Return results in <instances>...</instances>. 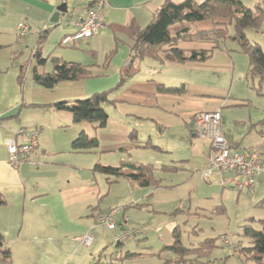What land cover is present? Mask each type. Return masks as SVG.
I'll return each mask as SVG.
<instances>
[{"label": "crops", "instance_id": "1", "mask_svg": "<svg viewBox=\"0 0 264 264\" xmlns=\"http://www.w3.org/2000/svg\"><path fill=\"white\" fill-rule=\"evenodd\" d=\"M90 1L0 0V193L5 199V204L0 205V233L10 251L11 264H123L125 260L137 258H121L126 251L144 253L140 250H124V243L129 239L138 242L142 234L136 225L130 228L128 222L131 215L140 213L151 219V214L163 213L154 209L147 200L156 188L108 177L93 170L95 164L138 162L140 160L135 158V153L143 148L160 150L149 140L143 142L144 136L140 137L136 130V118H144L136 113L146 111L144 107L162 105V108L170 109L183 101L185 105L193 107L183 117L186 124H192L188 142L194 151L203 152L205 158L208 142L193 136L190 131L195 114L219 110L222 131L227 141L231 142L223 126L225 118L220 104L217 103L250 107L253 111H249L246 119L234 121L246 125V130L241 133L236 145L229 143L235 149L256 150L264 157V139L257 132L259 127L254 125L264 117V76L260 95L247 83V58L241 57L245 56L243 53L215 49L203 61L177 62L162 57H143L131 61L136 31L149 21L152 12L163 0H104L103 25L98 33L75 38L71 44H63L62 38L75 32L70 21L84 17L93 5ZM194 1L200 3L204 0ZM243 1L249 6L258 3L264 8V0ZM61 3H66V11H60L58 20L52 22L57 7L64 9ZM19 22H24L28 27L24 36L18 34ZM62 23L66 24V32L57 44L69 50L55 53L54 49L48 54L66 61L93 65V71L100 76L62 81L52 89H47L31 78L34 65L29 63V81L27 67L24 77L19 79L21 66L29 59V54L25 56V52L35 47L38 33L45 27L50 30L60 28ZM48 35L49 32L42 48ZM247 37L257 41L264 51V30L260 33L247 31ZM32 44L33 47L29 49ZM179 46L196 50L210 48L211 44L189 41L181 42ZM110 50H114V54L109 62H105ZM47 62L38 65L37 69L49 71L46 69ZM173 70H179V73L172 76L170 72ZM125 73V82L116 86L119 76ZM216 75L230 77L228 89L213 84L212 76ZM234 83L237 84L236 89ZM104 90L109 91V101L104 103H109L119 112L116 118L110 116L102 105L107 113V121L103 128L96 130L88 122H73L66 110L50 105L56 101L71 104ZM221 95H224L221 102L213 99ZM45 104L49 105L43 106ZM30 128L39 131L37 145L30 153L29 162L15 166L8 161L6 142L14 139L18 144L22 143L23 131ZM81 132L93 135L97 139V147L73 149L72 142ZM154 161L157 167L166 165L159 164V157ZM178 166L181 168L180 164ZM210 178L203 181H210ZM245 191L253 195L261 192L260 200L264 198V173L257 175L251 190ZM112 207L120 208L114 229L95 221L96 213ZM135 229L137 231L124 241H116V236L123 231ZM85 233L91 234L93 238L88 246L80 242ZM168 239L169 242L163 246L172 243L173 235ZM162 247L159 252L149 256H160L164 251L170 252L172 257V252Z\"/></svg>", "mask_w": 264, "mask_h": 264}, {"label": "trees", "instance_id": "2", "mask_svg": "<svg viewBox=\"0 0 264 264\" xmlns=\"http://www.w3.org/2000/svg\"><path fill=\"white\" fill-rule=\"evenodd\" d=\"M95 0H91V5ZM89 2V3H90ZM50 28L45 27L38 33L35 47L30 51L29 57L35 59L32 67L31 78L47 89H52L62 81L80 80L100 76L93 71V65L79 61H66L59 56L42 55V45ZM264 30V8L258 3L254 6L247 5L243 0H204L200 3L194 0H163L152 12L149 21L135 33L131 49V61L143 57H152L177 62L203 61L209 58L215 49H224L227 52L243 53L247 56V69L245 78L250 88L256 93L261 92V81L264 76V51L257 41L247 37V31L255 33ZM198 41L211 44L210 48L186 50L179 46L181 42ZM114 50L107 52L105 62H109ZM47 61L51 64L49 71H39L38 65ZM29 64L27 59L19 79L24 77V71ZM127 79V73L119 76L116 86L122 85ZM170 91V88H163ZM174 90H178L174 88ZM108 90L94 92L86 98L67 104L65 101L50 103L55 108L66 110L70 113L73 122H88L93 130L103 128L107 121V113L102 107L109 101ZM45 104L43 106H48ZM40 106V105H38ZM259 128L257 132L264 139V117L254 123ZM193 136V129H190ZM97 139L93 135L81 132L72 142V148L90 149L97 147ZM155 147V146H154ZM178 165L155 166L154 163H138L125 161L118 165L95 164L93 170L106 174L108 177L122 178L135 181L140 186L158 188L163 186V178L157 176L158 170L174 172ZM5 204V199L0 193V205ZM264 205V198L259 201ZM137 206V205H133ZM181 208L174 212L179 213ZM259 222V225L258 223ZM249 220L242 225L238 239L234 241L244 260H253L256 264H264V219ZM178 227L172 231L173 241L164 245L162 249L172 252L169 261L176 264H211V252L216 247L214 238H205L196 246H186L180 240ZM145 253L126 251L123 259L143 256ZM155 253H147L154 255ZM117 258V257H116ZM0 264H11L9 249L5 246L4 236L0 233ZM222 264V263H221ZM224 264V263H223Z\"/></svg>", "mask_w": 264, "mask_h": 264}, {"label": "rangeland", "instance_id": "3", "mask_svg": "<svg viewBox=\"0 0 264 264\" xmlns=\"http://www.w3.org/2000/svg\"><path fill=\"white\" fill-rule=\"evenodd\" d=\"M65 25V23H62L60 28L56 27L49 31L48 38L42 48L44 56L54 49L53 52L55 53L67 49V47L58 46L57 44L66 32ZM32 47L33 44L27 49ZM29 52L27 50L25 56L30 55ZM241 57L245 60L247 58L246 55ZM31 58L33 57L31 56ZM31 58L29 57V63L33 66L35 59L31 60ZM50 65L48 61L47 70L51 69ZM30 72L31 67L27 63L28 81ZM170 73H172V76H176L179 70L177 72L173 70ZM212 77L213 84L228 89L229 76L216 75ZM233 87L236 89L237 84L234 83ZM213 99L221 102L224 95L219 98L213 97ZM217 104H220L219 108L225 118L223 126L231 140L229 142L236 145L241 133L246 130V125L234 121L246 119L249 111H253V109L232 104L225 106L222 103ZM102 105H104L110 116L116 118L118 110H114L109 103H103ZM191 105L195 106L194 104ZM161 106L144 107L146 111L136 113L144 116V118H136L138 135L140 137L144 136L143 142L149 140L150 144L158 146L160 150L143 148L135 153V158L140 160L138 163H154L155 158L159 157V164H180L181 168L174 172L157 171V176L163 178V186L153 189L154 194L148 197L147 200L151 202L154 209L163 213L151 214V219L140 213L131 215L128 222L130 228L136 225L141 229L142 234L138 242L131 239L126 240L124 250L157 253L163 244L169 242L168 238L171 237L172 228L177 226L180 230V240L186 246H196L205 238L216 240V247L211 252V259H213L211 264H256L253 260H244V256L239 252L234 241L238 239V234L244 223L252 219L256 222L264 219V205L259 204L261 192H255L253 195L252 192L245 190L239 192L232 190L229 186L224 188L220 184L216 173H213L212 177L210 176L211 178L209 177L210 181H203L200 177V171L205 167V154L194 151L192 145L188 142L190 138L189 128L192 124H186L183 118L193 107L185 105L184 101L170 109ZM166 113L169 114L166 115ZM246 142L242 144H247ZM237 196L238 198H236ZM178 207L181 208V211L174 214ZM257 223L259 225V222ZM226 236H229L234 246L222 245V239ZM161 253L160 256L143 255L142 257L125 260L123 264H176L172 261H166L171 257L170 252L162 251ZM187 262L185 264H188ZM194 264L201 263L195 262Z\"/></svg>", "mask_w": 264, "mask_h": 264}, {"label": "built area", "instance_id": "4", "mask_svg": "<svg viewBox=\"0 0 264 264\" xmlns=\"http://www.w3.org/2000/svg\"><path fill=\"white\" fill-rule=\"evenodd\" d=\"M104 0H95L86 15L80 19H73L70 23L75 27L72 35L62 38L63 44H71L75 38L90 37L96 35L103 25ZM18 34L24 36L28 27L24 22L17 24ZM222 116L219 110L200 111L193 117V133L195 137L208 142L205 167L200 171L202 180H207L213 173L219 177L222 187H232L235 191L251 190L256 177L264 173V157L256 150L235 149L225 138L221 127ZM38 129L30 128L23 131L24 140L17 143L14 139L6 142L8 161L19 166L30 161V153L37 145ZM120 212L119 207H112L96 213L95 221L110 229L116 228V217ZM123 231L116 236L117 242H122L132 235V232ZM92 235L85 233L80 242L88 246L92 241ZM222 245H233L229 236L222 239Z\"/></svg>", "mask_w": 264, "mask_h": 264}, {"label": "water", "instance_id": "5", "mask_svg": "<svg viewBox=\"0 0 264 264\" xmlns=\"http://www.w3.org/2000/svg\"><path fill=\"white\" fill-rule=\"evenodd\" d=\"M61 4L64 5V9L61 8L60 6L57 7V11H55V12L53 13V16H52V18H51V21H52V22H56V21L58 20L59 12H60V11H64V12L66 11V9H65L66 3H61Z\"/></svg>", "mask_w": 264, "mask_h": 264}]
</instances>
